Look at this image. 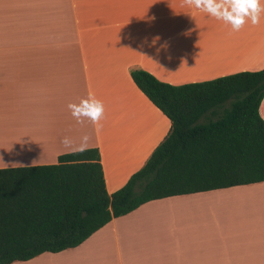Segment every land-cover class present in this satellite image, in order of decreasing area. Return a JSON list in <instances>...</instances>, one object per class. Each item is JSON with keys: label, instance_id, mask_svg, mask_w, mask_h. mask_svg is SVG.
<instances>
[{"label": "crops", "instance_id": "crops-1", "mask_svg": "<svg viewBox=\"0 0 264 264\" xmlns=\"http://www.w3.org/2000/svg\"><path fill=\"white\" fill-rule=\"evenodd\" d=\"M154 36L166 53L141 44ZM137 69L175 86L261 71L264 14L235 31L188 0H0V169L57 164L87 135L109 194L123 188L171 130ZM89 92L99 131L68 108ZM13 264H264V182L154 200L77 248Z\"/></svg>", "mask_w": 264, "mask_h": 264}, {"label": "trees", "instance_id": "trees-1", "mask_svg": "<svg viewBox=\"0 0 264 264\" xmlns=\"http://www.w3.org/2000/svg\"><path fill=\"white\" fill-rule=\"evenodd\" d=\"M131 75L171 121L167 137L113 194L98 148L0 169V264L77 248L154 200L264 182V69L181 86Z\"/></svg>", "mask_w": 264, "mask_h": 264}, {"label": "clouds", "instance_id": "clouds-1", "mask_svg": "<svg viewBox=\"0 0 264 264\" xmlns=\"http://www.w3.org/2000/svg\"><path fill=\"white\" fill-rule=\"evenodd\" d=\"M188 2L211 16L230 24L235 31H239L249 21L252 25L259 24L261 16L264 14V8L261 7L264 0H188ZM160 40L159 36L152 37L151 41L145 37L141 44H149L150 47L156 49L157 54L166 53L168 45L166 42L160 43ZM68 108L77 123L82 124L85 121H90L96 125L97 131H99L100 121L104 115V104L92 92H89L78 102L70 103ZM88 140L87 135L82 136L77 150L84 151ZM62 143L65 146L73 145L72 139L67 136L63 138Z\"/></svg>", "mask_w": 264, "mask_h": 264}]
</instances>
